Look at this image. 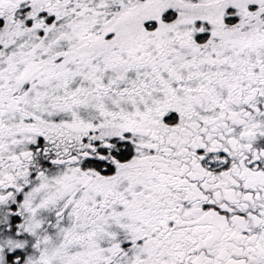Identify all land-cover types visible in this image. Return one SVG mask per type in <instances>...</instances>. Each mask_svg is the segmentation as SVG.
Masks as SVG:
<instances>
[{
	"label": "snow or ice",
	"instance_id": "6c2138e0",
	"mask_svg": "<svg viewBox=\"0 0 264 264\" xmlns=\"http://www.w3.org/2000/svg\"><path fill=\"white\" fill-rule=\"evenodd\" d=\"M0 264H264V0H0Z\"/></svg>",
	"mask_w": 264,
	"mask_h": 264
}]
</instances>
